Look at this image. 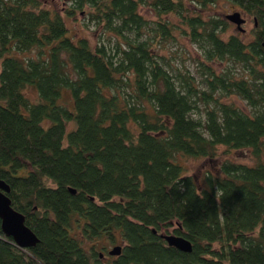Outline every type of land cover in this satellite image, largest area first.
I'll list each match as a JSON object with an SVG mask.
<instances>
[{"label": "trees", "instance_id": "trees-1", "mask_svg": "<svg viewBox=\"0 0 264 264\" xmlns=\"http://www.w3.org/2000/svg\"><path fill=\"white\" fill-rule=\"evenodd\" d=\"M216 1L0 0V180L38 240L0 231V264H264V0H224L251 18L248 41L202 15ZM75 14L97 40L74 37ZM174 33L199 49V82L160 51ZM182 157L214 171L196 179ZM103 245L119 253L102 261Z\"/></svg>", "mask_w": 264, "mask_h": 264}, {"label": "rangeland", "instance_id": "rangeland-1", "mask_svg": "<svg viewBox=\"0 0 264 264\" xmlns=\"http://www.w3.org/2000/svg\"><path fill=\"white\" fill-rule=\"evenodd\" d=\"M47 7L51 6H58L61 4V0H41ZM238 11L240 16L245 19V23L241 24L243 29L242 33H239L233 24H229L225 30L223 37L231 33H237L240 35L243 41H248L251 38V28H252V21L251 18L242 13L239 8L224 0H217L214 5H212L208 9H204L201 13L203 16L208 14L217 15L219 17H223L225 14H229L231 12ZM140 12L149 19H153L154 15L153 12L149 9L140 10ZM66 25L69 27L70 32L74 35V37H85L89 41L94 42L98 39V32L97 29L93 24L87 23L85 19H82L80 15H73L72 18H64ZM172 22H178L176 17H171ZM175 34V38L173 41H169L165 44V49H161L160 51H164V53L168 52L171 54L170 64L171 66L177 68L185 67L191 75L195 78L196 81H200V73L198 70V66L196 64L197 59L200 57L199 49L197 46L191 42H189L186 38L180 37L177 33ZM105 36L102 35L101 40H104ZM105 42V40H104ZM223 64L215 65L216 69L218 70L222 67ZM235 71V69H232ZM24 94L33 101L36 97V92L31 87H26L24 89ZM227 101L233 102L236 106L243 110H247L245 102L240 98L236 97L235 95H231L226 98ZM193 116L197 117V113ZM217 152L220 158L228 157L230 159H234L244 163L251 162L250 152L246 148L242 149H228L227 151L224 146H217ZM264 157V153H263ZM220 160V159H219ZM181 164L185 168V172L193 175L196 179L201 177L204 171L210 170L214 171L215 161H210L203 158H192V157H182L180 158ZM104 249L110 250L112 246L103 245ZM117 246V245H115ZM100 252V250H98ZM107 259V258H106Z\"/></svg>", "mask_w": 264, "mask_h": 264}, {"label": "water", "instance_id": "water-1", "mask_svg": "<svg viewBox=\"0 0 264 264\" xmlns=\"http://www.w3.org/2000/svg\"><path fill=\"white\" fill-rule=\"evenodd\" d=\"M224 18L233 23L237 31L242 32L241 24L244 19L238 11L225 14ZM9 188L2 180H0V231L5 237L11 238L13 243L19 248L25 249L34 246L37 238L34 233L24 224L23 216L10 206V201L6 195ZM73 193L74 190L68 188ZM160 237L168 246L174 247L183 252H189L191 247L189 241L179 235L161 234ZM119 246H113L108 250L109 255H117Z\"/></svg>", "mask_w": 264, "mask_h": 264}, {"label": "flooded vegetation", "instance_id": "flooded-vegetation-1", "mask_svg": "<svg viewBox=\"0 0 264 264\" xmlns=\"http://www.w3.org/2000/svg\"><path fill=\"white\" fill-rule=\"evenodd\" d=\"M245 23V19H244V22L242 23V24H244ZM231 24H233V23H231ZM234 25V24H233ZM100 254H99V258H100V260H102V261H106L109 257H111V256H113V255H109L108 254V249H102V250H100V252H99ZM107 258V259H106Z\"/></svg>", "mask_w": 264, "mask_h": 264}]
</instances>
